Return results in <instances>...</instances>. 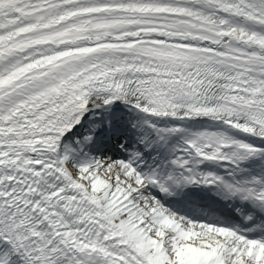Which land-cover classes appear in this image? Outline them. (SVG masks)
<instances>
[{
    "label": "snow or ice",
    "instance_id": "6c2138e0",
    "mask_svg": "<svg viewBox=\"0 0 264 264\" xmlns=\"http://www.w3.org/2000/svg\"><path fill=\"white\" fill-rule=\"evenodd\" d=\"M0 264H264V0H0Z\"/></svg>",
    "mask_w": 264,
    "mask_h": 264
}]
</instances>
